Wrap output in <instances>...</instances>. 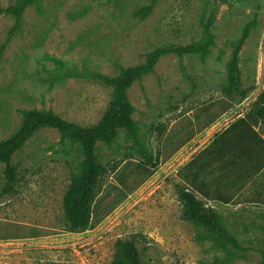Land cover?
Listing matches in <instances>:
<instances>
[{"label":"rangeland","instance_id":"obj_1","mask_svg":"<svg viewBox=\"0 0 264 264\" xmlns=\"http://www.w3.org/2000/svg\"><path fill=\"white\" fill-rule=\"evenodd\" d=\"M15 1L0 0V6ZM210 1L159 0L144 19L135 11L151 0H40L41 9L27 8L22 30L0 58V141L19 129L24 110H52L84 126L96 124L109 106L111 89L80 75H115L119 65L142 63L158 47L199 38ZM13 23L11 16L0 15V46ZM247 29L239 66L251 91L242 101L231 100L222 85ZM212 31L215 42L208 53L166 54L129 89L139 140L120 129L113 142L98 141V161L108 170L97 195L112 182L122 185V179L134 187L124 186L122 201L93 228L69 231L63 207L69 170L80 173L83 144L55 128L32 135L13 157L25 178L14 196L0 201V264H111L117 240L134 234L144 264H260L264 197L250 209L215 208L220 223L242 245L237 249L221 245L205 224L187 222L177 190L186 164L211 147L264 90V0H220ZM225 105L231 107L203 128ZM158 150L164 156L159 167L144 166L145 154ZM211 164L201 174L207 183L229 170ZM5 169L0 163V191Z\"/></svg>","mask_w":264,"mask_h":264},{"label":"trees","instance_id":"obj_2","mask_svg":"<svg viewBox=\"0 0 264 264\" xmlns=\"http://www.w3.org/2000/svg\"><path fill=\"white\" fill-rule=\"evenodd\" d=\"M158 1L151 0L148 5L138 8L135 11V15L141 19L146 18ZM219 2L220 0H212L207 3L200 20L201 32L199 38L193 39L186 44L171 43L158 47L149 52L142 63L132 66L119 65L118 73L115 75L96 71L82 73L80 77L100 82L111 89L109 106L96 124L84 126L67 120L52 110H24L19 129L0 141V163H4L6 167V181L0 191V201L2 198L14 196L18 191V186L25 178V175L13 163L15 154L39 130L48 127L55 128L61 133L62 137L74 138L80 141L84 148V157L80 161V173L70 168L69 188L64 196L63 207L65 208L69 231L81 232L99 224L122 201V197L125 195L122 188L125 186V188L131 190L134 186L128 185L127 179H122V185L112 182L104 188L102 195L98 197L99 183L108 170L107 166L102 165L98 161L96 154L98 141L113 142L120 129L127 130L130 137L136 141L139 140L137 137L139 129L133 118L134 106L130 100L129 89L136 81L153 72L160 58L166 54L208 53L210 46L215 42L212 26L216 19ZM31 6H37L38 9H41L40 0H16L14 4L7 7L0 6V15L7 14L14 20L5 41L0 46V58L3 56L8 44L22 30L24 14L27 8ZM248 37L249 30L247 29L237 43L235 53L228 65V78L222 85L223 94L231 100L239 99L242 101L249 96L251 91L243 85L242 70L239 66L240 50ZM230 107V105L223 106L222 111L210 117L203 128L210 125ZM260 123H264V91L243 117L236 119L230 126L218 133L214 137L211 147L199 153L179 173L182 183L177 185V190L180 199L184 202V207L182 208L183 218L187 222H201L208 226L214 231L217 241L223 246L231 245L237 249L242 248V245L218 220L219 212L215 209L216 207L209 204L205 197H200L199 194L203 195L206 192L204 190V182L200 180V177L202 172L209 171L211 163L214 161H218L220 164H231L234 162L232 161L233 154L231 151L243 150V145H236L228 140V136L236 129H240L239 132L244 134L238 136L242 140L246 138L244 136L251 133L255 135L256 139L262 140L255 130V126ZM191 136L193 135L190 134L186 139H181L179 144L171 152L167 153L165 157L167 158L175 153ZM163 159L162 151L158 150L156 154H145L142 164L155 169L159 167ZM117 166L118 163L114 164L113 168L115 169ZM32 236L36 237L38 233L34 232ZM139 242V236L136 234L118 239L111 264H144ZM261 256L260 264H264V245L261 248Z\"/></svg>","mask_w":264,"mask_h":264},{"label":"crops","instance_id":"obj_3","mask_svg":"<svg viewBox=\"0 0 264 264\" xmlns=\"http://www.w3.org/2000/svg\"><path fill=\"white\" fill-rule=\"evenodd\" d=\"M245 114H240V117ZM239 130L236 129L228 136L229 142L243 145L242 151H231L234 157H232L233 163H223L229 165L228 173H222L218 177H214L212 183H207L206 180L200 177V180L204 182L206 192L199 195L205 197L213 207L233 205L234 209L245 207L250 209L254 208L252 205L261 202L264 197V123L255 126V130L262 140L256 139L252 133L244 136L246 138L242 140L238 136L244 134L240 133ZM247 203H251V205H245Z\"/></svg>","mask_w":264,"mask_h":264}]
</instances>
